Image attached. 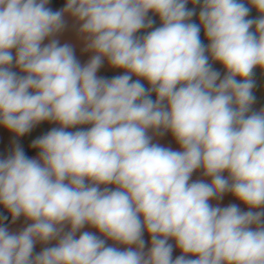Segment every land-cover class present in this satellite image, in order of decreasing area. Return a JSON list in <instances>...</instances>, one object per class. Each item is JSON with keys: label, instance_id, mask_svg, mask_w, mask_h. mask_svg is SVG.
<instances>
[{"label": "clouds", "instance_id": "clouds-1", "mask_svg": "<svg viewBox=\"0 0 264 264\" xmlns=\"http://www.w3.org/2000/svg\"><path fill=\"white\" fill-rule=\"evenodd\" d=\"M47 4L0 0V125H59L33 141L37 158L17 145L0 159V205L30 222L0 226V264H264V109L252 111L264 0ZM66 17L92 53L84 65L58 39ZM105 61L124 74L98 77ZM167 133L179 150L154 142ZM229 193L248 210L221 207Z\"/></svg>", "mask_w": 264, "mask_h": 264}, {"label": "crops", "instance_id": "crops-1", "mask_svg": "<svg viewBox=\"0 0 264 264\" xmlns=\"http://www.w3.org/2000/svg\"><path fill=\"white\" fill-rule=\"evenodd\" d=\"M202 2L203 0H201V3ZM187 7L189 9H192L193 7H195L196 15L192 17L191 22L199 24L198 15H199V10H200V5L194 6L192 3H189ZM149 16L154 21L153 29L155 27H159L160 26L159 17L153 15L152 13H149ZM256 17H258V13L256 12L254 8H252L248 18L253 19ZM66 20H67V27L61 34H59L58 39L61 44L69 43L73 45L77 60L81 63V65H84L88 62L92 53L88 51H84V45L82 42L78 40L77 30H76V27H74L72 19L70 17H66ZM151 30L152 29H147V31H151ZM200 39L205 46L208 45L209 41L207 40L202 28L200 32ZM210 63H212V67L214 70L219 71L221 73V78H223V75L225 74V69L223 68V66L218 62H210ZM13 70L17 72L19 71L18 69H15V68ZM123 74H124V70L115 69V68L110 67L107 61H105L104 65L97 72L98 77L107 78V79H111L115 76L123 75ZM133 79H136V77H133ZM253 80H254L253 95L255 97V101L252 105V111L259 112L261 109H264V70H261L259 67L254 69ZM141 82L144 84L147 83L146 81H143V80ZM56 127H59V125L56 123L44 121L34 126L25 135L16 136L15 133L8 130L3 125H0V159H5L9 155H11L17 145L23 150L32 146L33 141L36 140L42 132L49 130V129L56 128ZM154 142L159 143L163 147H168L173 150H179V145L175 141L171 133H167L163 137H158ZM38 152L39 150L29 155L28 158H33V159L37 158ZM226 175L227 173H225V176ZM207 179L210 182V178H207ZM211 203L215 206L217 201L213 200L211 201ZM219 204L221 207H226L231 204H236L238 207H240L242 211L248 210L247 207L242 202H240L233 196L224 197L221 201H219ZM0 207L4 208L2 205H0ZM22 218L23 217L18 218L14 225L7 228L8 231L12 230L13 232L15 230H18L16 229V227L20 225ZM88 228L89 227L86 226L85 229H88ZM170 243L174 245V241H170ZM173 254H174V259H175L177 256L181 255V252L179 249L175 248L174 246Z\"/></svg>", "mask_w": 264, "mask_h": 264}, {"label": "trees", "instance_id": "trees-1", "mask_svg": "<svg viewBox=\"0 0 264 264\" xmlns=\"http://www.w3.org/2000/svg\"><path fill=\"white\" fill-rule=\"evenodd\" d=\"M65 3H66V0H48L47 7L50 8L52 11H59L65 6ZM146 32H147V30H142L140 33H137V35L142 36V35L146 34ZM144 85L146 88L149 87L148 83H146ZM151 98L153 100H155V94L154 93L152 94ZM89 127H91V126L90 125H80V126H77L76 128H71V129H67V130L68 131H76L79 128L87 129ZM50 130H52V129H49V130L42 132L39 135V137H42L43 135L47 134ZM23 151H24L25 155L28 157L32 153L38 151V149L30 146V147L24 149ZM4 217H7V219H4ZM16 221L13 222L11 214L8 212V210L0 207V226L9 228L10 226L14 225L16 223Z\"/></svg>", "mask_w": 264, "mask_h": 264}, {"label": "rangeland", "instance_id": "rangeland-1", "mask_svg": "<svg viewBox=\"0 0 264 264\" xmlns=\"http://www.w3.org/2000/svg\"><path fill=\"white\" fill-rule=\"evenodd\" d=\"M200 178H202L201 177V171L200 170H197L196 172L193 173L192 180H197V179H200ZM205 179H207V178H205ZM109 187H111V186H109ZM228 196H232V195L229 193V194H226L224 197H228ZM27 223H30V222H26L25 219L22 218L21 219V222H20V225L16 227V229H18V230H15L13 232L11 230L9 232H11V233H18V232H20L21 230H23V228H25L27 226ZM84 230L92 231L95 234L99 235V233L95 229L88 228V229H84ZM78 236H79V233L77 234V238H78ZM143 238H144V240L146 242V247L150 246V236L147 234V232L144 233V237ZM55 243H56V241H52L49 244L45 245V244H42V243H39L38 242L35 245V247H34V253L33 254L34 255L35 254H38L39 252H41L43 250V248L54 246ZM106 243H107L108 246H117V247H120L122 250H123V247H124V246H121V245H115L114 242L111 241V240H108ZM173 259H174V254H173Z\"/></svg>", "mask_w": 264, "mask_h": 264}]
</instances>
